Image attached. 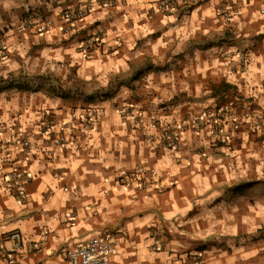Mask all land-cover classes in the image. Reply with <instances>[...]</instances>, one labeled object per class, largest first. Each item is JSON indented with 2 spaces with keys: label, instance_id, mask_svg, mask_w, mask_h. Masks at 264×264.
<instances>
[{
  "label": "crops",
  "instance_id": "obj_1",
  "mask_svg": "<svg viewBox=\"0 0 264 264\" xmlns=\"http://www.w3.org/2000/svg\"><path fill=\"white\" fill-rule=\"evenodd\" d=\"M108 1L0 0V238L21 232L16 264H68L103 232L115 264H264V0H198L179 17L151 16L160 0ZM88 4L62 30L61 12ZM15 165L31 177L22 199L4 180Z\"/></svg>",
  "mask_w": 264,
  "mask_h": 264
},
{
  "label": "built area",
  "instance_id": "obj_2",
  "mask_svg": "<svg viewBox=\"0 0 264 264\" xmlns=\"http://www.w3.org/2000/svg\"><path fill=\"white\" fill-rule=\"evenodd\" d=\"M198 0H160L156 3V6L153 7L151 16L153 13H160L165 16H182L185 15L193 5ZM104 4L113 5V0L105 2ZM93 5H86L83 9L80 10H72V9H65L61 12V20L64 21L62 25V30H65V25H69L72 27V22L76 20L83 19L88 14L93 11ZM54 26V21L51 19H44L37 25V32L44 33L48 31L50 28ZM102 39L99 33L92 34L87 36L80 47V52L83 54L84 58H89L91 53L101 47ZM1 57H6V48L4 47L1 49ZM248 56L242 55L239 58V70L244 71L248 64ZM103 114L102 109H97V111L92 112L88 111V121L89 124H93L98 118ZM141 120H137L136 124H140ZM192 128L195 130L199 129L201 126V119L194 121L192 123ZM260 128H264V125L261 123H257ZM188 127L186 124L181 125V129L185 130ZM4 127L0 123V135L3 131ZM162 139L169 144L175 145L179 142V135L177 131L168 128L164 131ZM59 141L62 143L66 141L64 135H61ZM21 144V151L26 153V159H29L30 153V143L26 140L23 141H16ZM2 151L6 152V161H9V157L11 151L8 147H4L3 143L0 141V153ZM141 173V169L137 172L129 175L127 173L120 176L118 181L120 184H128L131 183L133 180H137V177ZM30 175L24 169L15 165L13 169L5 175L4 180L6 181V188L11 193V195H15L19 199L24 198L25 196V185L30 180ZM11 243V247H8L7 244ZM24 238L20 231L15 230L9 233H6L0 238V257L3 258L6 264H16L17 261L23 257L24 252ZM119 254L118 248V240L117 238L111 234L110 232H103L101 234L95 235L94 237L90 238L89 240L77 244L73 248H71L67 253V262L68 264H115V259ZM195 264H205L203 260H199Z\"/></svg>",
  "mask_w": 264,
  "mask_h": 264
},
{
  "label": "trees",
  "instance_id": "obj_3",
  "mask_svg": "<svg viewBox=\"0 0 264 264\" xmlns=\"http://www.w3.org/2000/svg\"><path fill=\"white\" fill-rule=\"evenodd\" d=\"M10 87H13L14 85L13 84H10L9 85ZM42 85L41 84H38L37 86H36V89H39V88H42L41 87ZM16 87L19 89V90H28V89H30V85L29 84H27V83H18L17 85H16ZM48 90H49V92H51V93H53V94H55V95H58V96H61V97H63V98H67V97H69V94H67V93H65V92H62V93H58L52 86H49L48 87Z\"/></svg>",
  "mask_w": 264,
  "mask_h": 264
}]
</instances>
